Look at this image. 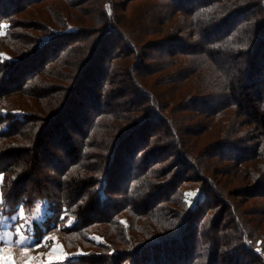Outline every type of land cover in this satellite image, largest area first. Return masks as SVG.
I'll return each instance as SVG.
<instances>
[{
  "label": "trees",
  "instance_id": "trees-1",
  "mask_svg": "<svg viewBox=\"0 0 264 264\" xmlns=\"http://www.w3.org/2000/svg\"><path fill=\"white\" fill-rule=\"evenodd\" d=\"M48 1L0 11V211L45 206L38 240L86 251L67 264H264V205L241 214L218 182L264 200V0H154L133 18L116 12L133 0L34 9ZM30 8L41 22L22 23ZM66 10L78 26L52 31Z\"/></svg>",
  "mask_w": 264,
  "mask_h": 264
},
{
  "label": "rangeland",
  "instance_id": "rangeland-1",
  "mask_svg": "<svg viewBox=\"0 0 264 264\" xmlns=\"http://www.w3.org/2000/svg\"><path fill=\"white\" fill-rule=\"evenodd\" d=\"M3 2H0V11L6 9V4L5 0H2ZM76 1V0H75ZM120 2H125V0H118ZM60 0H51L48 2H42L41 4L34 6V9H40L41 12L47 11L48 4H56L60 3ZM117 2V1H116ZM123 2V3H124ZM154 0H133L132 2H125L124 5L122 6H117L116 12L118 16H128L129 18H133V15H138L141 10L144 12L146 10H149L150 8L152 9L155 5ZM118 3V2H117ZM90 7L87 6L86 4L82 5L83 9L88 10ZM33 8H30L29 10L27 9L24 11L23 15L20 17H17L16 21H22V23L28 22L31 24H34L33 22H41L38 20V18L33 17ZM33 12V13H32ZM75 12L74 10H66V11H61V17L64 19H68V29L66 30L61 29L54 25L52 31H56V33L62 34L63 32L67 31H74L76 29V21L72 18V15H74ZM148 13V12H147ZM30 15V18L28 16ZM47 14V13H46ZM159 13L154 12L152 15V18H157ZM26 15V17H25ZM45 16V14H42ZM82 15V14H81ZM33 31V30H32ZM0 34H4V31L0 30ZM49 34H45L43 36L44 40H48ZM152 37L148 38L147 40H150ZM154 38V37H153ZM152 40V39H151ZM60 45V43H58ZM50 47V50H55L56 46ZM35 61V60H34ZM33 63L35 64L37 61ZM30 62V61H29ZM31 64V63H30ZM27 66V64H26ZM35 67V65H34ZM19 68V67H17ZM99 81L98 79L93 78L92 82H95V84ZM125 93V92H124ZM121 94L120 99L118 100L119 102H124V104L128 103L130 100H132L134 93L128 92L127 94ZM124 97L122 99L121 97ZM77 103H75V108L78 106H83V104L80 102L79 98H74ZM74 108V110H75ZM117 109V108H116ZM77 110V109H76ZM75 110V111H76ZM79 112V111H78ZM188 116V115H186ZM203 121H199V123H202ZM180 130L182 131L185 128V125H181ZM66 129H68L66 127ZM186 129V128H185ZM204 141H207V137H204ZM245 146V145H244ZM249 151V150H248ZM246 149H244V152H248ZM173 160V159H172ZM171 162V160H170ZM215 166L219 169H223L224 172H226V169L228 168L229 162H222V161H214ZM49 166L42 164L39 165L35 169V175L33 176L36 178V176H41L49 171ZM226 176L222 175L218 177V182L220 185L223 186L224 182L228 181L229 185L227 184V198L234 202L235 205L237 206V209L241 211V214H253L255 211H260L262 210V206L264 205V200H259V199H248L246 197H240V195L236 194L235 191L240 188H246V186H249V184L246 185V182L242 179V177H239L237 179H232L227 180L230 178L229 174L228 177L225 178ZM226 186V185H225ZM30 188V186H29ZM28 188V189H29ZM47 191V190H46ZM1 194V193H0ZM198 197V194L193 191L189 192L188 198L190 204H193V200ZM2 201V199H1ZM1 203V202H0ZM37 212L33 216H27L24 214L23 211H18V213H14L13 215L9 214H4L2 211L0 214V227H3V234L0 233V242H9V240L12 239L13 235H17L19 239H21L22 242H25V249L24 251H14L13 249H10V247L7 246H0V264H67V260L69 258H76L77 256H81L86 254L85 250H82L81 248H71L65 246V244L61 240V236L57 233H49L46 234L41 240H38L35 244V246L31 247V245L35 242L33 241L36 236H40V234L37 232L35 228V223H41L46 217H45V206L42 204L39 205L38 209L36 210ZM22 212V213H21ZM243 215V216H244ZM6 216V217H4ZM255 217V216H254ZM248 219H251L250 216L245 217ZM255 218H252L254 220ZM126 221V219H123ZM251 220H249L250 222ZM13 225V229L11 226ZM250 225V224H249ZM36 232L35 234H33ZM5 233V237L3 236ZM39 238V237H38ZM16 239V238H15ZM17 260V261H16Z\"/></svg>",
  "mask_w": 264,
  "mask_h": 264
},
{
  "label": "crops",
  "instance_id": "crops-1",
  "mask_svg": "<svg viewBox=\"0 0 264 264\" xmlns=\"http://www.w3.org/2000/svg\"><path fill=\"white\" fill-rule=\"evenodd\" d=\"M0 181H1V178H0ZM0 202H1V194H0ZM18 213V212H17ZM22 213V212H21ZM0 214H1V212H0ZM4 217H6V216H4ZM3 227H0V233H2L3 234V229H2ZM11 228L13 229V225L11 226ZM36 232H34L33 234H35ZM4 237H5V233H4V235H3ZM35 238H33L34 240L33 241H35L32 245H31V247H33V246H35L36 244V242L38 241V237L36 236V234H35V236H34ZM16 238V239H15ZM25 242H22L21 241V239H19L18 237H17V235H13L12 236V239L11 240H9V242H0V246L2 247V246H7V247H10V249H13L14 251H24V247H25V244H24ZM36 247V246H35ZM17 261V260H16Z\"/></svg>",
  "mask_w": 264,
  "mask_h": 264
}]
</instances>
